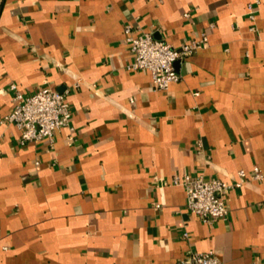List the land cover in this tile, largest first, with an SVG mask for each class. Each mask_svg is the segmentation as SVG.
<instances>
[{
  "label": "crops",
  "instance_id": "0c3cea01",
  "mask_svg": "<svg viewBox=\"0 0 264 264\" xmlns=\"http://www.w3.org/2000/svg\"><path fill=\"white\" fill-rule=\"evenodd\" d=\"M250 1L0 0V118L11 83L24 95L48 84L67 91L73 128L20 144L0 123V264H180L208 250L264 264V179L248 178L264 171V0L253 21ZM126 23L175 47L208 42L156 90L148 70L127 68ZM238 170L247 177L212 222L171 184H231Z\"/></svg>",
  "mask_w": 264,
  "mask_h": 264
},
{
  "label": "built area",
  "instance_id": "2783aa9c",
  "mask_svg": "<svg viewBox=\"0 0 264 264\" xmlns=\"http://www.w3.org/2000/svg\"><path fill=\"white\" fill-rule=\"evenodd\" d=\"M259 0L246 4V15L251 21L255 19ZM190 15L184 13L185 17ZM124 42L129 45L133 60L127 65L132 70H148L151 75L153 88L165 90L171 83L181 79L175 68V62L182 60L198 49L203 48L208 37L200 33L182 46L175 47L162 39H156L150 32H142L132 23H126L123 28ZM12 92V110L0 118V123L14 124L20 134L19 143H38L46 140L49 145L53 142L54 132L61 127L70 131L71 112L67 101V91L60 92L44 84L29 95H24L15 83L9 85ZM72 139V136H69ZM197 153L202 152L201 144ZM38 163V162H36ZM239 180L228 183L218 178L206 179L202 174H174L173 185H182L186 193L185 208L204 222H212L227 216L225 194L230 187H239L247 175L244 170H238ZM248 178L263 180L264 171L253 166ZM160 207L159 203H154ZM187 235L186 233L184 234ZM180 264H222L212 250L205 252H190Z\"/></svg>",
  "mask_w": 264,
  "mask_h": 264
},
{
  "label": "water",
  "instance_id": "95a60500",
  "mask_svg": "<svg viewBox=\"0 0 264 264\" xmlns=\"http://www.w3.org/2000/svg\"><path fill=\"white\" fill-rule=\"evenodd\" d=\"M176 63V62H175Z\"/></svg>",
  "mask_w": 264,
  "mask_h": 264
}]
</instances>
